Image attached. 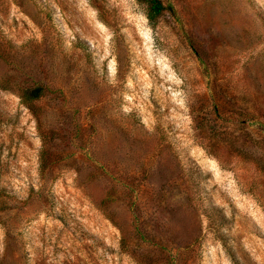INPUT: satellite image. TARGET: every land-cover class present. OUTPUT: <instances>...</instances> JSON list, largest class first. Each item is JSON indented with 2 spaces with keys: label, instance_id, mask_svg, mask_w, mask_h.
<instances>
[{
  "label": "rangeland",
  "instance_id": "obj_1",
  "mask_svg": "<svg viewBox=\"0 0 264 264\" xmlns=\"http://www.w3.org/2000/svg\"><path fill=\"white\" fill-rule=\"evenodd\" d=\"M161 1L0 0V264H264V0Z\"/></svg>",
  "mask_w": 264,
  "mask_h": 264
},
{
  "label": "trees",
  "instance_id": "obj_2",
  "mask_svg": "<svg viewBox=\"0 0 264 264\" xmlns=\"http://www.w3.org/2000/svg\"><path fill=\"white\" fill-rule=\"evenodd\" d=\"M143 1L147 5V18L151 22V24H156L157 19L164 14L167 10V7L164 6L161 0H138ZM169 9V8H168ZM48 90L46 87L37 86L34 88L23 89L20 90L19 98L21 104L26 106L32 112H37V108L35 103L41 100L46 94ZM43 167L45 165L42 164Z\"/></svg>",
  "mask_w": 264,
  "mask_h": 264
}]
</instances>
